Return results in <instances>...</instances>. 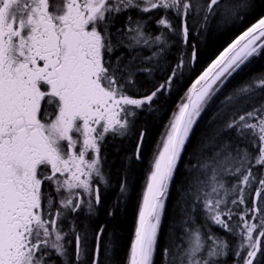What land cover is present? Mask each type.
Wrapping results in <instances>:
<instances>
[{
    "label": "snow or ice",
    "instance_id": "6c2138e0",
    "mask_svg": "<svg viewBox=\"0 0 264 264\" xmlns=\"http://www.w3.org/2000/svg\"><path fill=\"white\" fill-rule=\"evenodd\" d=\"M260 6L0 0V264H264V14L241 27Z\"/></svg>",
    "mask_w": 264,
    "mask_h": 264
},
{
    "label": "trees",
    "instance_id": "16d2710c",
    "mask_svg": "<svg viewBox=\"0 0 264 264\" xmlns=\"http://www.w3.org/2000/svg\"><path fill=\"white\" fill-rule=\"evenodd\" d=\"M259 14H264V6H260L257 9V12L254 13L253 15L249 16L247 20L244 21V23L241 25V27H246L250 26L252 22H255V19L258 18ZM121 21V20H120ZM220 41H218L214 36L209 38V48L215 47ZM199 71V68L197 69ZM264 72V59L257 60L254 65L251 66L250 73L249 74H258ZM246 78L245 77H237V80L233 81V83H238L240 79ZM160 104L162 107L167 106L171 107L172 101H166L163 97L160 100ZM167 113H165V116ZM161 131V125H156L155 127L151 128L149 131V136L148 140L145 144V165H141L137 167V174L138 176L143 175V168L146 167V161L147 157L149 156L153 145L155 144L158 135ZM124 147H127L125 144ZM191 149L189 148V151ZM104 151L107 152L108 157H109V163H112V160L115 158L116 159V164L113 165L112 171L113 173L116 172V167L119 164V159L115 155V145L109 143L107 145L106 149ZM185 158H187V155H185ZM183 168L184 165L181 164L180 166V171L177 173V184L180 182V176L183 174ZM115 193H110L109 196L105 199V203H109L111 201L112 196ZM140 196V183L138 182L136 185V190L132 193L128 203H127V208L126 212L119 217V230H118V236H119V244H120V249L117 253V259L118 260H123L124 256L127 253L128 245L130 244V241L133 237V230H134V223H135V218L137 214V201ZM177 203V187L176 185L171 186V195L169 200L167 201V212L166 216L164 218V224H163V232L164 235L161 237V244L164 241V236L167 235L168 233V228H169V221L176 215V209L175 205ZM104 214H101L100 219L103 220ZM214 231L220 232L221 235H227L226 233H223L222 230L220 229H214ZM231 239V237H229ZM160 258H161V252L158 249L155 261L156 264H160ZM233 261V256L228 255L224 259V264H231Z\"/></svg>",
    "mask_w": 264,
    "mask_h": 264
},
{
    "label": "flooded vegetation",
    "instance_id": "af4514ba",
    "mask_svg": "<svg viewBox=\"0 0 264 264\" xmlns=\"http://www.w3.org/2000/svg\"><path fill=\"white\" fill-rule=\"evenodd\" d=\"M132 15L135 16V15H137V13L133 12ZM149 15H153L155 19H158L160 13H159V12H155V13H150ZM120 23H123V19H121ZM150 27L153 29V31H155V27H156V26H155L154 21H153V22H150ZM175 57H176V52H173L171 58L174 60ZM166 66H167V65H166ZM108 145H109V144H108Z\"/></svg>",
    "mask_w": 264,
    "mask_h": 264
},
{
    "label": "rangeland",
    "instance_id": "374dc122",
    "mask_svg": "<svg viewBox=\"0 0 264 264\" xmlns=\"http://www.w3.org/2000/svg\"><path fill=\"white\" fill-rule=\"evenodd\" d=\"M193 40H195V36H193ZM232 264V263H231Z\"/></svg>",
    "mask_w": 264,
    "mask_h": 264
}]
</instances>
